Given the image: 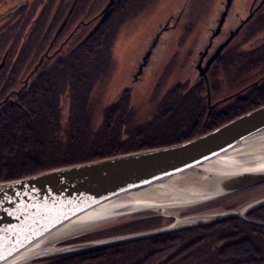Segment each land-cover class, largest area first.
<instances>
[{
    "label": "trees",
    "instance_id": "obj_1",
    "mask_svg": "<svg viewBox=\"0 0 264 264\" xmlns=\"http://www.w3.org/2000/svg\"><path fill=\"white\" fill-rule=\"evenodd\" d=\"M136 2L138 5H148L150 0ZM29 6L30 4L25 2L21 9L14 13L12 20L2 25L5 27L0 31V40L5 46L9 44L11 47L10 55H7L4 62L5 65L0 68V182L20 180L54 168L92 162L118 154L181 144L189 138L210 132L260 105L236 109L233 111V116L227 117V121L208 124L209 122H203L202 110L200 112L199 101L203 102L202 98L194 95L196 93L189 88L185 94L179 92L170 99H163L159 105L162 109L153 116L155 122L152 126L146 129L137 126L133 129L134 134L127 133L126 139L123 140V126L134 119L133 111L129 108L128 91L116 100L113 107L110 106L103 111V127L97 128L93 124L94 102L91 103L89 100L95 93L94 85L108 69H104L106 66L103 63L104 54L99 56L102 49L99 52L92 40L86 47L83 46L76 51L73 56H68L66 61H58L41 68L37 75L29 79L26 89L15 94L22 86L28 70L34 65V62L28 64L26 58L21 59L18 61V66L22 62L23 66L12 69L11 75L7 76L6 71L14 66L13 61L14 58L16 59L14 54L19 52L17 50L21 51V56H31L26 42L25 48L20 47L24 41H30L27 37H21L29 29L28 25L31 21L28 19L33 16L36 9L34 5L31 6L33 9ZM15 17L22 20V24H16L18 27L22 25L20 32L12 23ZM36 27L37 23L34 29ZM36 30L39 31V29ZM38 44L36 40L35 47ZM97 48H100V45ZM9 62L10 65H8ZM25 70L26 74L20 78ZM8 93L11 96H8ZM6 96L8 99L4 102ZM63 96H66L70 103L69 115L63 123L64 126L60 124L62 118L60 101ZM231 217L220 218L213 223L185 226L172 233L109 245L96 250L67 253L64 256L36 261L33 264L262 263L264 234L250 237L238 234L239 231H246L249 228L231 225V219H233ZM145 218L134 221L130 230L141 229L144 225H147L148 229L161 228L166 221V218L156 213H151L149 218ZM115 229L88 235L84 241L98 236L102 238L104 237L102 235H107ZM233 245L237 247L234 246L236 252L239 247H242L243 250L249 251L248 254L255 253L261 257L251 256L250 258L249 255L248 261L245 262L246 259L243 258L229 261L221 254L218 255V253L224 254ZM242 249L239 248V250Z\"/></svg>",
    "mask_w": 264,
    "mask_h": 264
},
{
    "label": "water",
    "instance_id": "obj_2",
    "mask_svg": "<svg viewBox=\"0 0 264 264\" xmlns=\"http://www.w3.org/2000/svg\"><path fill=\"white\" fill-rule=\"evenodd\" d=\"M120 1L109 0L94 30L110 17ZM19 2L11 12L0 16V22L6 15L21 9V0ZM156 39L144 53L134 78L143 73L149 55L156 46ZM210 62L205 63L204 67L199 65V76H204ZM262 137L264 105L181 144L128 152L116 157L54 168L20 180L0 182V264H33L67 253L96 250L172 233L185 226H195L185 221L178 224L181 221L175 218L172 225L149 232L77 241L95 233L99 225H108L130 215L147 212L157 214L161 211L157 215L166 218L163 211L175 207V203L158 204L155 199L136 200L134 195L166 185L180 183L181 187L182 182L199 174L203 166L214 164V160L229 156L247 142ZM202 184L198 188H202L198 203L264 184V167L236 169L228 173H206L202 177ZM262 203L264 197L248 203L236 212L229 211L219 216L225 218L224 215L228 214L244 220V212ZM211 221L196 223L206 224ZM102 227L108 229L110 226ZM91 228L96 229L85 235H74L79 230Z\"/></svg>",
    "mask_w": 264,
    "mask_h": 264
},
{
    "label": "rangeland",
    "instance_id": "obj_3",
    "mask_svg": "<svg viewBox=\"0 0 264 264\" xmlns=\"http://www.w3.org/2000/svg\"><path fill=\"white\" fill-rule=\"evenodd\" d=\"M19 1L20 0L1 1L0 16L11 12L14 7L19 5ZM42 1L43 0H21V3L23 6L25 2L30 5H33V3L37 2V5L41 6ZM136 1L137 0H121L120 4L112 12V14H110V16L112 15L111 18L109 17L110 20L102 23L95 31L90 32L88 38L86 39L87 41L92 40V42H94L95 48L97 50L99 49V52L100 49H102L99 53V56L101 57L104 54L105 60L103 61V63L106 64L104 69H108L107 72L105 71L104 76H102L94 85L95 93L92 99L89 100L91 103L94 102V110L92 112L94 113L93 124L97 128L103 127V111L114 105L116 103V100L122 94H124V92L128 91L130 96L129 108L133 111L134 119L130 120L131 123L127 122L123 126V140L126 139L127 133L134 134L133 129L137 126H142V128L144 129L152 126V124L155 122V117L153 116L157 114L156 112L160 111L159 109H162L161 107H159V105L163 99H170L179 92L185 94V91H187L189 88H192L193 92L196 93L194 95L200 94V90L202 91L203 87L201 86L200 89H197L193 83L194 79L198 76L197 71L195 70L196 65L192 63V58H194V55L192 54L191 46L194 45V42L199 43V45L203 44L202 38H204V35L208 34L209 28H214L218 20L221 10L220 1L223 0H150V3L148 5H138ZM108 2L109 0H101L100 4H103L102 10L107 6ZM249 5L250 0H237L232 7V11L239 12L245 15L246 9L249 7ZM99 6L100 5H98L97 9H99ZM47 10V15H49L50 21L52 11L49 14L50 8ZM14 13L15 11L6 15V17L1 20L0 31H2V28L5 27L2 26L3 24L12 20V17L15 16ZM91 13V16H93L94 14L98 13V11L92 10ZM83 15H85V13ZM175 20H178L176 25L174 24ZM76 21L77 19L75 20V22ZM96 25L97 24H95L94 26L97 27ZM19 26L20 27H18L17 29L20 32L22 30V25ZM165 26H168V28L165 29ZM88 30L89 29H87L84 33H88ZM158 34L160 35V37L153 53V58L151 59L149 65L143 71L142 76L139 77V81L133 83L132 77L134 73L137 72V67L141 63L144 53L147 51L149 45ZM24 38H26V36H24ZM99 45L100 48H97L99 47ZM10 48L11 47L9 44L5 46L3 44V41L0 40V68L5 65L4 62L7 58V55H10ZM39 48L40 49H38L39 53L37 54V60L41 58V55L43 53L40 52H43L44 50L43 46ZM248 50H251V48H249ZM28 52L29 51H27V53ZM234 53L241 54L242 52L237 49ZM41 59V61L44 63V67L47 65H53L50 61H43L44 57ZM184 60L187 65H183ZM235 61L236 60H234V62ZM13 62L14 66L6 71L7 76L11 75L12 69H15L17 67L21 68L23 66L22 61V63L18 66V62L15 58ZM189 62H191V65L189 64ZM8 65H10V62ZM231 65H236V63L232 62ZM237 70L238 69L231 70L229 74L231 80L238 75H240L241 77L242 73H239ZM27 73H29V70ZM217 75H219L220 78H225V83L227 80H229V78L227 79L226 73H224L222 69L218 70ZM212 80L214 82L218 81L215 76ZM189 81H191V83H189ZM7 95L11 96L10 93H8ZM69 108L70 103L68 101V98L66 96H63L60 101V109L62 114L60 124L62 123L61 125L63 126V123L66 122L68 118ZM242 193L243 194H238L236 196V199L235 196L227 197L226 195V197L208 200L195 205L191 210L189 209V207H183L173 208L172 210H167L165 212L163 211V214L167 215L163 227L172 225L175 221V218H178L180 221L190 223L189 225H198L196 222L200 223L210 220H212V223L213 221L216 222V220L221 218L219 216L220 214L227 213L229 211L236 212L240 208L246 206L248 203L257 201L260 198L264 197V184L258 185V187H253V189ZM151 213L147 212L140 213L138 215H130V217L128 218H120L116 222L108 223V225L104 224L98 226H110L108 229H105V227L98 229V227H96L97 229L91 228L87 230H79L74 235L75 237L78 235H85L89 231L96 229V232L91 234L95 235L98 233H105L109 230L117 228L114 231L109 232V234L107 235H102L104 236L102 237V239H109L124 235L138 234L141 232H149L152 231V229L146 228L147 225H144L143 227H141V229L136 228L134 230H130V228L132 227V223L134 221L145 218L146 216H148L146 218H149V216H151ZM161 213V211L157 212V214L159 215ZM217 215L219 217H217ZM227 215H224V217L227 218L228 216H230ZM189 217L192 218L188 219ZM197 217H199L200 220H195L194 222V220L192 219H195ZM84 237L85 236L78 239L77 241H84ZM98 237L90 240L88 239V241L98 239L100 240L101 238ZM234 246L236 247V245H233V249H227L224 254L218 253V255L221 254L229 261H234L237 259L240 260L241 258H243L246 259L245 262L248 261L247 257L249 255L250 258L251 256L254 258L261 257L255 253L248 254L249 251L243 250L242 247H239L242 250H239L238 248V252H236V250L234 251ZM259 264H261V262Z\"/></svg>",
    "mask_w": 264,
    "mask_h": 264
},
{
    "label": "flooded vegetation",
    "instance_id": "obj_4",
    "mask_svg": "<svg viewBox=\"0 0 264 264\" xmlns=\"http://www.w3.org/2000/svg\"><path fill=\"white\" fill-rule=\"evenodd\" d=\"M1 1L3 0H0V3ZM236 1H220L221 10L214 28H209L208 34L204 35L202 45L194 42V45L191 46L192 54L194 55L192 63L196 65L195 70L198 76L194 79L193 83L197 89H200L201 86L203 87V93L200 90L199 96L197 95L203 100V102L199 101L202 115L201 113L198 114L202 116L203 122H209L208 124L223 122L225 119L227 121V117L233 116V111L236 109H242L249 105L255 106V104H260L258 107L264 105V0H250L249 7L247 9L244 7L246 9L245 15L232 11V7ZM100 2L101 0H43L41 6H38L37 2L33 3L36 9L33 16L28 17V20L31 21L28 25L29 29L21 36L22 38L26 36L30 40L26 44L30 48L31 56H21L22 54L19 51L14 54V57H16L17 62L26 58V62L28 64L34 62V66L29 69L28 74L25 73L26 70L23 72L24 74L20 78H23L26 74L23 79L26 84L22 83V86L15 94L26 89L29 79L37 75L39 70L44 67V63L40 61L41 58L44 57L43 61H50L52 63L66 61L68 56H73L80 48L87 46L90 40L87 41L86 39L90 32L95 31L94 28L96 27L94 25L98 24L102 17L100 14L103 11V4H100ZM98 5H100L99 9H97ZM31 6H29L30 9H33ZM49 8V14L52 11L50 21L49 15H47V9ZM92 10L98 11V13L91 16ZM84 13L85 15H83ZM110 18L104 21V23L109 21ZM76 19L77 21L75 22ZM178 20H175V25ZM12 23H14L15 28H18L16 24H22V20L15 17ZM35 23H37V27L34 29ZM165 27V29L168 28V26ZM36 29H39V31ZM87 29H89L88 33L85 34L84 32ZM159 37L160 35L158 34L154 38H157L156 46ZM36 40L39 44L35 47ZM25 42L20 47L24 48ZM41 46L44 48L43 52H40L43 53V56L41 55V58L37 60L36 55L39 53L38 49ZM155 48L151 51L145 68L153 58ZM249 48L251 50H248ZM237 49L242 53L235 54L234 52ZM234 60L236 61L234 62ZM207 62L210 63L207 71L204 73L205 77L199 76V65L204 67V64ZM232 62L236 63V65H231ZM184 64L187 65L185 60L183 61ZM189 64L191 65V62ZM219 69H222L226 73L227 79L229 78L226 83L225 78H220L217 75ZM232 69H238L237 71L242 73L241 77L238 75L231 80L229 74ZM142 74L134 78L136 75L134 73L132 77L133 83L139 81V77ZM214 76L218 81L214 82L212 80ZM7 99L8 96H6L4 102ZM248 190L245 191L247 192ZM245 191H239L236 194L227 195V197L235 196L236 199L238 194H243L242 192ZM243 217L244 220L236 216L231 217L233 218L231 219V225L243 226L245 229L249 228L246 231H239L238 234L241 233L249 237L264 234V203L248 209V211L243 213ZM261 264H264V261Z\"/></svg>",
    "mask_w": 264,
    "mask_h": 264
},
{
    "label": "bare ground",
    "instance_id": "obj_5",
    "mask_svg": "<svg viewBox=\"0 0 264 264\" xmlns=\"http://www.w3.org/2000/svg\"><path fill=\"white\" fill-rule=\"evenodd\" d=\"M22 83L26 84L25 80H23ZM257 167H264V137L247 142L229 156L214 160V164L203 166L199 174L193 175V177L187 179L185 183L182 182L181 187L180 183L175 185H166L160 189L155 188L147 190L146 192H141L139 195H134V198L136 200L155 199L154 201L158 204L161 202H168L171 204L175 203L173 205L175 207L173 208L189 207L191 210L195 205L199 204L198 202H200L198 198H201L199 193L201 192L202 188H198L201 187L202 177L206 173H228V171H235L236 169ZM173 208L171 207L165 209L164 212L167 210H172ZM195 220H200V218L197 217ZM182 222L183 221L178 222V224ZM70 227L75 228L74 226Z\"/></svg>",
    "mask_w": 264,
    "mask_h": 264
}]
</instances>
